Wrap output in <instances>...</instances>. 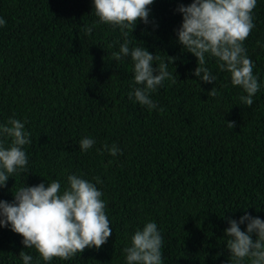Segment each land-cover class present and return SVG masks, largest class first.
Instances as JSON below:
<instances>
[{"label": "trees", "instance_id": "1", "mask_svg": "<svg viewBox=\"0 0 264 264\" xmlns=\"http://www.w3.org/2000/svg\"><path fill=\"white\" fill-rule=\"evenodd\" d=\"M0 264H264V0H0Z\"/></svg>", "mask_w": 264, "mask_h": 264}]
</instances>
